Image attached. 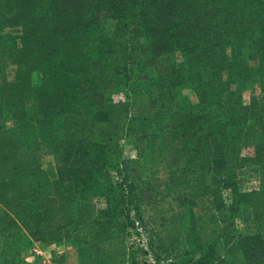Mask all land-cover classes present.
Listing matches in <instances>:
<instances>
[{
	"label": "trees",
	"instance_id": "obj_1",
	"mask_svg": "<svg viewBox=\"0 0 264 264\" xmlns=\"http://www.w3.org/2000/svg\"><path fill=\"white\" fill-rule=\"evenodd\" d=\"M0 44L15 67L0 83V264H32L36 243H67L79 264H134L129 230L145 228L161 185L180 209L214 207L148 231L157 264L187 245L182 264H264V0H0ZM185 88L195 102L179 100ZM58 116L51 179L37 153ZM247 167L259 186L242 192Z\"/></svg>",
	"mask_w": 264,
	"mask_h": 264
},
{
	"label": "rangeland",
	"instance_id": "obj_2",
	"mask_svg": "<svg viewBox=\"0 0 264 264\" xmlns=\"http://www.w3.org/2000/svg\"><path fill=\"white\" fill-rule=\"evenodd\" d=\"M10 32H14V28L8 29ZM101 30L104 34L108 36H114V34L118 33L116 30V23L113 20H106L102 22ZM138 55V52L135 53ZM136 60L140 59V55L134 56ZM177 59H180V57H177ZM0 71H3V74H0V82H2L3 76L7 78V80L13 79L15 75V67L9 62L7 58V54L5 51L4 44H0ZM158 73L157 68L151 69L150 75H156ZM134 86V85H133ZM139 87V86H138ZM143 90V86H140ZM257 92L254 87L245 91L243 93V101L245 104H248L250 101V98L252 95ZM180 98H188L191 102H195L194 95L190 89H183L180 93ZM113 95V94H111ZM115 98V100L118 99L116 95L112 96ZM138 125V124H137ZM147 128V125L145 124H139L136 127L137 134L140 136L141 132L144 131V129ZM138 140V138H137ZM139 142V141H137ZM136 142V143H137ZM134 144V142H133ZM133 144L128 143V145H124L122 148L123 156L130 159V160H136L137 159V146H134ZM147 169L150 167L147 165L145 166ZM142 170H140V173H142ZM173 170V168H172ZM172 170H168L165 168V166H159V178H163L164 181L167 179H170L172 175L170 172ZM170 174V175H169ZM145 178V177H144ZM105 179L107 182H115L117 179V175L115 173H109L106 174ZM161 182V181H160ZM237 186L240 191L242 192H249L251 190H254L258 188L259 186V173L258 169L256 167H247L244 169H241L237 173ZM165 186L161 185L159 189V197L152 198L151 201H146L143 205V209L141 211L142 218H143V225L145 228H141L138 223L135 224V227L129 230V235L126 239V248L128 250V254L130 258L132 259L134 264H157L152 257L151 251H149L147 246V235L148 231L151 230H158L163 224H168L171 222L172 219H170L172 216L180 217V219L183 220V224L180 226L184 228L187 224V221L189 220V216L195 215V216H203L207 215L211 212L212 208L214 207L213 200L210 197H202L199 198L196 201V204L194 207H189L185 209H180L178 204L176 202H173L172 199H170V196H166L165 192L162 188ZM224 198L226 202H229L230 200V194L227 192L224 195ZM154 247H156V243H153ZM46 249L49 252L56 253V246H45ZM192 245H187L186 249L181 251V255L179 259L177 260L178 264H182L186 259L187 256L185 255L186 252L193 250ZM158 254H161V262L160 264H167L168 261H165L166 252H162L160 250L157 251ZM31 256L29 253L26 256L27 260H30Z\"/></svg>",
	"mask_w": 264,
	"mask_h": 264
},
{
	"label": "crops",
	"instance_id": "obj_3",
	"mask_svg": "<svg viewBox=\"0 0 264 264\" xmlns=\"http://www.w3.org/2000/svg\"><path fill=\"white\" fill-rule=\"evenodd\" d=\"M0 74H3V71H0ZM7 78L3 76L2 82L4 80L6 81L13 80V79L7 80ZM30 97L32 100H34L33 95H31ZM27 102H28V97L26 96V103ZM62 123H63L62 116L55 117L52 127L43 128L40 131L42 147L40 151H38L37 153V158L41 167L46 172L47 176L51 179L55 178L57 174L56 161H55V145L56 143L63 140L64 133H63ZM33 248L42 249L45 252L48 251L46 247L40 243L34 244ZM56 250H57L56 253H58L61 256L62 259L61 261L67 264H79L77 258V252L74 247L70 246L67 243H61L60 245L56 246Z\"/></svg>",
	"mask_w": 264,
	"mask_h": 264
},
{
	"label": "built area",
	"instance_id": "obj_4",
	"mask_svg": "<svg viewBox=\"0 0 264 264\" xmlns=\"http://www.w3.org/2000/svg\"><path fill=\"white\" fill-rule=\"evenodd\" d=\"M29 255L31 256L29 261L32 264H67L60 260L61 256L58 253L51 254L38 248H32Z\"/></svg>",
	"mask_w": 264,
	"mask_h": 264
}]
</instances>
